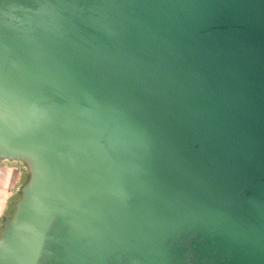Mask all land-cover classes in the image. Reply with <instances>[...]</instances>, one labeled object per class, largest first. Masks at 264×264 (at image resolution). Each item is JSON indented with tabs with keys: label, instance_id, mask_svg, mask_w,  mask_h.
Returning a JSON list of instances; mask_svg holds the SVG:
<instances>
[{
	"label": "water",
	"instance_id": "obj_1",
	"mask_svg": "<svg viewBox=\"0 0 264 264\" xmlns=\"http://www.w3.org/2000/svg\"><path fill=\"white\" fill-rule=\"evenodd\" d=\"M0 264H264V0H0Z\"/></svg>",
	"mask_w": 264,
	"mask_h": 264
},
{
	"label": "crops",
	"instance_id": "obj_2",
	"mask_svg": "<svg viewBox=\"0 0 264 264\" xmlns=\"http://www.w3.org/2000/svg\"><path fill=\"white\" fill-rule=\"evenodd\" d=\"M22 164L0 160V222L8 215L10 204L16 199V189L25 179Z\"/></svg>",
	"mask_w": 264,
	"mask_h": 264
}]
</instances>
